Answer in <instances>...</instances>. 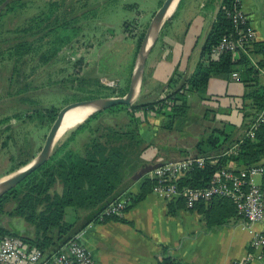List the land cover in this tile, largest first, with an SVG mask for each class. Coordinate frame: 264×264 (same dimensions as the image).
<instances>
[{
    "label": "trees",
    "instance_id": "trees-1",
    "mask_svg": "<svg viewBox=\"0 0 264 264\" xmlns=\"http://www.w3.org/2000/svg\"><path fill=\"white\" fill-rule=\"evenodd\" d=\"M238 1H223L195 71L185 77L176 70L166 85V88L170 89L166 99L158 97L153 101H142L141 94L131 105H116L97 112L70 131L56 145L52 156L44 165L0 198V243L6 237H18L29 249L42 250L51 255L60 251L78 233L86 229L91 221H125L124 213L143 200L147 194L152 193L155 186V181L143 176L139 179L142 181L141 193L136 196L128 194V187L134 178L143 171L172 162L150 164L144 159L145 153L155 143V131H183L190 115V95L198 94L203 103L213 99L209 88L214 78L231 79L245 85V108L250 109L246 112L244 108V120L247 123L245 134L241 139L233 141L230 135L215 128L213 131L218 136L213 134L200 142L197 152L188 156L208 158L207 163L203 167L193 164L173 184L182 191L206 190L213 184L215 174L223 168L239 175L241 169L264 166V123L255 129L254 137L246 136L264 108V86L260 85V70L257 68H264V43L254 40L249 43L246 51L214 52L225 38L236 36L232 12ZM182 2L183 0L180 6ZM64 3L60 5L57 1L50 2L48 10L34 15L25 26L18 27L15 31L24 34L26 40L17 42L7 50H0V62H14L11 82L15 77L18 78L17 82L28 78L23 71L29 59L39 57L41 64L46 66L81 35L85 13L68 18L63 15V11L60 12ZM24 7H27V4L23 0H0V18ZM3 10L7 11L6 14H3ZM167 24L168 22L165 27ZM1 35L0 32V37ZM145 36L146 32H143L138 39L135 59ZM253 56L261 57L256 65L251 60ZM27 58L28 61H25ZM135 59L126 89L120 90L114 84H102L98 79L91 82L78 76L73 81L78 82L80 86L77 90L83 95L76 94L67 104L124 97L129 91ZM79 63L81 60L75 65ZM235 73L239 75V80L233 77ZM144 85L145 75L141 93ZM94 86L95 88H91ZM31 90L32 86L27 84L17 91L15 97L24 96ZM21 101L33 103L31 99L24 97ZM59 112V108L49 106L27 109L0 119V140L7 134L3 147L10 141L17 142L14 120L21 123L26 119L32 124L37 123L38 127L51 130ZM44 137L46 138V135ZM24 138L19 153L27 154V157L12 163L4 177L30 164L41 152L40 141L33 144L31 137ZM203 144H208L209 149L204 150ZM233 147H236L235 152L228 154ZM13 159L14 157L12 162ZM260 186L264 191V176L261 177ZM119 199L125 200L124 206L120 208L121 215L106 214L111 206L118 204ZM176 202L188 210L203 213L213 226L224 225L239 216L236 204L230 198L213 197L208 202L199 201L194 208H188L183 197ZM169 210H173V203H169ZM161 264L180 263L166 258Z\"/></svg>",
    "mask_w": 264,
    "mask_h": 264
},
{
    "label": "rangeland",
    "instance_id": "rangeland-1",
    "mask_svg": "<svg viewBox=\"0 0 264 264\" xmlns=\"http://www.w3.org/2000/svg\"><path fill=\"white\" fill-rule=\"evenodd\" d=\"M54 1L59 2L60 5L65 2L60 12L63 11V15L68 18L85 13L82 19L83 32L75 42L66 46L58 54V57L46 66L41 64L39 57L27 58L25 61L29 59V62L24 65L23 74L28 75V78L21 79L20 82H17V77L13 82L10 79L14 67L13 60L0 62V119L24 112L27 109L32 110L49 106H55L61 111L71 104H67V101L72 100L76 94L78 96L83 95L77 90L80 86L78 82L73 81L78 76H82L91 82L98 79L101 80L102 84H114L120 90L126 89L136 55L138 39L143 32L147 34L156 12L165 2V0H23L27 7L18 12L6 14L7 11L3 10V14L6 15L0 18V32L2 34L0 37V50H7L17 42L23 39L26 40L24 34L15 33V31L18 27L25 26L27 21L34 15L43 10H48L49 3ZM216 1L183 0L175 16L170 19L172 15L165 22L155 45L156 47L154 46L153 53L147 60L145 71L155 50L164 46L163 41L170 44V37H173L174 40L177 38L181 40L185 37L186 47H188L192 40L191 37L197 34L204 36V31L210 26L207 12L209 13L213 9ZM202 3H209L207 6H210V8L203 11L200 9ZM167 22L168 24L165 27ZM165 36H167L166 40H164ZM79 60H81V63L75 65ZM33 69L34 71H32ZM179 73H184V71L180 70ZM27 84L32 86V90L24 96L15 97L17 91ZM241 86L244 89L246 88L244 84ZM241 86L231 83L228 90L231 91L229 95L236 96L237 93L233 90L242 88ZM91 88H95V86ZM144 88L145 85L143 91ZM143 91L142 95L140 94L141 98L138 97L136 100L140 98L142 101H153L148 96L143 95ZM155 91L150 89L146 93L151 95ZM169 92L170 89L166 88L158 96L160 99L161 96L166 98ZM224 94L225 92L204 103L198 94L190 95L191 118H188L189 120H187L183 131L174 129L167 134L166 139L174 143L182 139V132L187 136H193L199 129H202L199 135L204 137L205 140L215 134L213 131L215 128H220L227 135L231 134L234 130L233 125L235 123L241 124L244 116L237 111L233 112L231 116L226 114V111L230 112L229 109L232 110L237 106L236 103L238 104L239 98L230 97L227 100ZM205 96L210 98L208 95ZM23 97L31 99L33 103L22 102ZM207 109L211 111L209 112ZM245 111H250V109L245 108ZM196 116H199L200 120H197ZM13 124L17 142L10 141L6 147H3L7 134H4L0 140V180L12 166V163L14 164L27 157V154L19 153L21 146L24 144V137H31L33 144L40 141L43 148L50 132L49 129L38 127L37 123L32 124L26 119L21 123L14 120ZM215 135L218 136V134ZM221 138L223 139V137ZM187 145L189 148H193V142L189 139ZM202 147L204 150L209 149L208 144H203ZM12 157L15 159V161L13 159V162ZM256 181L260 183L261 178L258 177Z\"/></svg>",
    "mask_w": 264,
    "mask_h": 264
},
{
    "label": "crops",
    "instance_id": "crops-1",
    "mask_svg": "<svg viewBox=\"0 0 264 264\" xmlns=\"http://www.w3.org/2000/svg\"><path fill=\"white\" fill-rule=\"evenodd\" d=\"M221 1L217 0L213 9L207 12L210 26L204 31V36L197 34L191 37L188 47H186L185 37L181 40L170 37V44L163 41L164 46L155 50L144 73L143 95L154 100L166 89L167 83L176 70H183L182 74L185 77L195 71L211 27L223 6ZM208 4L202 3L200 9L204 11L210 8ZM240 4L241 12L247 17L255 32V41L264 43V0H240ZM179 6L180 3L170 19L175 16ZM166 38L167 36L164 40ZM152 53L153 50L149 57ZM260 58V56H253L251 60L256 65ZM257 68L260 70V85L264 86V68ZM231 83L242 85L231 79L214 78L211 81L209 93L212 97H217L225 92L227 100L230 97H238L239 102L236 103L238 106L232 110L229 109L230 112L226 111V114L231 116L237 111L244 116L246 88L241 86L242 88L236 90L231 89L237 95H229ZM150 89L156 90L155 93L148 95L146 91ZM196 119L200 120V117L196 116ZM241 124L233 125L234 130L229 134L233 141L241 139L245 134L247 123L243 120ZM199 130L193 136H187L182 132V139L174 143L166 139L170 132L156 130V138L155 135L153 137L155 143L145 153L144 159L150 164H157L192 156L197 152L198 144L205 141V138L199 135L202 129ZM188 139L193 142V148L187 145ZM141 183L139 179L133 180L128 187V194L139 195L142 191ZM176 201L179 199L167 202L153 192L149 193L124 213L125 221H91L84 229L82 243L97 264H161L166 258L180 264H233L253 252L251 242L254 233H264V223L255 224L252 229H249L246 220L240 215L224 225L213 226L206 220L203 213L198 210H188L183 205H178ZM169 203H173L171 211ZM261 253L262 259L255 260L253 264H264V250Z\"/></svg>",
    "mask_w": 264,
    "mask_h": 264
},
{
    "label": "built area",
    "instance_id": "built-area-1",
    "mask_svg": "<svg viewBox=\"0 0 264 264\" xmlns=\"http://www.w3.org/2000/svg\"><path fill=\"white\" fill-rule=\"evenodd\" d=\"M232 12L236 36L225 38L216 53L246 51L250 42L255 40V32L247 17L240 10V0ZM233 77L239 80V75ZM167 98V96H166ZM161 96V99H166ZM264 123V108L258 115L255 123L246 133L247 137L255 136V129ZM236 147L227 153L232 154ZM214 158V157H212ZM208 161L205 157H187L175 160L162 166L154 168L145 175L148 179L155 181L153 193L167 202L175 201L181 197L186 199L188 208H194L199 201L208 202L213 197H225L232 199L238 211L247 222V228L252 229L255 224L264 223V191L258 177L264 176V166L257 165L251 168L241 169L239 175H235L230 169H221L214 176V182L210 188L179 190L173 182L183 176L193 165L203 167ZM125 200L119 199L118 204L111 206L106 214H120V208ZM84 230L78 233L60 251L48 255L38 249L31 250L18 237H6L0 243V264H97L92 254L82 243ZM251 248L253 252L240 261L233 264H253L255 260L262 259L261 251L264 250V233L255 232Z\"/></svg>",
    "mask_w": 264,
    "mask_h": 264
},
{
    "label": "water",
    "instance_id": "water-1",
    "mask_svg": "<svg viewBox=\"0 0 264 264\" xmlns=\"http://www.w3.org/2000/svg\"><path fill=\"white\" fill-rule=\"evenodd\" d=\"M176 0H165L163 5L159 8V10L156 12L152 23L147 31V34L142 42V45L139 50V54L137 57V60L135 61L132 78H131V84L129 87L128 93L124 97H112V98H100V99H94V100H86V101H79L74 102L66 107H64L58 114V117L56 121L54 122L47 138L45 141V144L39 153V155L27 166L21 168L20 170L3 177L0 180V198L5 195L7 192H9L11 189L16 187L20 182H22L27 176H29L31 173H33L35 170L40 168L42 165H44L52 156L54 149L56 147V139L58 136V133L61 129V126L63 124V121L68 113H70L73 110L84 108L87 106H95L97 107V110L90 114L81 124H83L87 119H89L91 116L96 114L97 112L106 110L108 108H111L116 105H131L133 104L136 99L140 96L142 85H143V78H144V71L146 67V63L148 60V57L156 45L160 32L167 21V15L172 8L173 4ZM181 0L178 1V4L176 6V9L179 5ZM175 9V10H176ZM173 15V14H172ZM171 15V16H172ZM170 16V17H171ZM155 30L156 34L151 42V44L148 46V41L151 32ZM79 124V125H81ZM78 125V126H79ZM76 126V127H78ZM73 130V129H72ZM153 170V169H152ZM147 170L141 172L138 176L134 178V180L140 179V177H143L146 175V173L152 171Z\"/></svg>",
    "mask_w": 264,
    "mask_h": 264
},
{
    "label": "bare ground",
    "instance_id": "bare-ground-1",
    "mask_svg": "<svg viewBox=\"0 0 264 264\" xmlns=\"http://www.w3.org/2000/svg\"><path fill=\"white\" fill-rule=\"evenodd\" d=\"M179 0H176L170 9L167 18H169L175 11L176 6ZM156 31L153 30L150 34L148 46L151 44L155 37ZM97 110L95 106H87L84 108L76 109L68 113L63 121L61 129L58 133L56 144H58L73 128H76L81 124L90 114L94 113Z\"/></svg>",
    "mask_w": 264,
    "mask_h": 264
}]
</instances>
